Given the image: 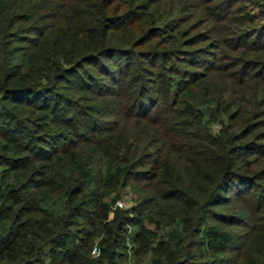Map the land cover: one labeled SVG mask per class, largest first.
<instances>
[{"label": "trees", "instance_id": "trees-1", "mask_svg": "<svg viewBox=\"0 0 264 264\" xmlns=\"http://www.w3.org/2000/svg\"><path fill=\"white\" fill-rule=\"evenodd\" d=\"M0 264H264V0H0Z\"/></svg>", "mask_w": 264, "mask_h": 264}, {"label": "built area", "instance_id": "built-area-1", "mask_svg": "<svg viewBox=\"0 0 264 264\" xmlns=\"http://www.w3.org/2000/svg\"><path fill=\"white\" fill-rule=\"evenodd\" d=\"M115 204L121 206L123 204V201H121V199H117L115 200Z\"/></svg>", "mask_w": 264, "mask_h": 264}, {"label": "rangeland", "instance_id": "rangeland-1", "mask_svg": "<svg viewBox=\"0 0 264 264\" xmlns=\"http://www.w3.org/2000/svg\"><path fill=\"white\" fill-rule=\"evenodd\" d=\"M257 7V6H256ZM121 201L123 202H127L128 200H126L125 196L121 197Z\"/></svg>", "mask_w": 264, "mask_h": 264}]
</instances>
